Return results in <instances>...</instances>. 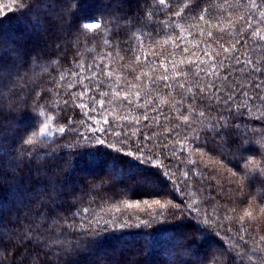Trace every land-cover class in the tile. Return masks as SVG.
<instances>
[{
	"label": "trees",
	"instance_id": "1",
	"mask_svg": "<svg viewBox=\"0 0 264 264\" xmlns=\"http://www.w3.org/2000/svg\"><path fill=\"white\" fill-rule=\"evenodd\" d=\"M262 37L264 0H0V264H264Z\"/></svg>",
	"mask_w": 264,
	"mask_h": 264
},
{
	"label": "snow or ice",
	"instance_id": "2",
	"mask_svg": "<svg viewBox=\"0 0 264 264\" xmlns=\"http://www.w3.org/2000/svg\"><path fill=\"white\" fill-rule=\"evenodd\" d=\"M159 3H160L161 5H164V4H165V0H159ZM176 15L179 16L180 13L177 12ZM200 19H204V17L201 16ZM84 27H85V28H88V29H94V28H98L99 25H98V24H94V23H87V24L84 25ZM209 35H211V33H210ZM262 38H264V37H262ZM224 51L227 52L228 49L225 48ZM255 71H260V69H259V68H256ZM165 79H166V78H165ZM180 87L183 88L184 86L181 84ZM201 91L203 92L204 89H201ZM217 91H219V89H217ZM85 94H86V93H85ZM262 99H264V98H262ZM80 107H85V105H80ZM93 110H94V109H93ZM201 115H203V112H201ZM184 119L187 121L188 117L185 116ZM105 122H107V121H105ZM69 123H72V121H69ZM99 131H105V130H104V129H99ZM59 132H60V133H64V132H65V128L60 127V128H59ZM47 134H48L47 126H45V128L40 129V133H39L40 136L43 137V136H46ZM146 139H147V138H146ZM25 143L30 145V144L33 143V141L29 139V140H26ZM99 143H100V144H104V140H100ZM134 150H135V151H142V149H141L140 147H138V146H137ZM127 155H131V152L127 153ZM38 203H39V202H38ZM157 203H159V201H157ZM88 211H89L88 208H85V209H84V213H85V214H87ZM39 215H40V220H41V222H43V221L46 219V214H45V213H40ZM85 218L87 219V216H86ZM105 223H110V221L105 222ZM39 227H40V225H37V228H39ZM69 227H70V228H74L75 225H69ZM81 227H84V225L81 224ZM88 228L92 230V233H93L94 235H95L96 233H98V232L103 231V227L100 225V221H99V220H96V221H95V228H94V229L92 228V224H91V221H90V222H89V225H88ZM49 229H50V230H58V229L56 228V221H53L52 224L49 225ZM52 243H53V244H60V245L64 244V242L61 241L58 237L54 238V239L52 240Z\"/></svg>",
	"mask_w": 264,
	"mask_h": 264
}]
</instances>
